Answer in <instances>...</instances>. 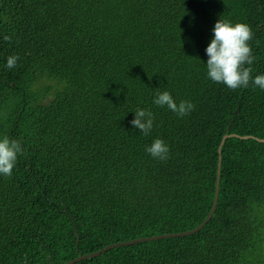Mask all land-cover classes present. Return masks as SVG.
<instances>
[{
	"label": "trees",
	"instance_id": "trees-1",
	"mask_svg": "<svg viewBox=\"0 0 264 264\" xmlns=\"http://www.w3.org/2000/svg\"><path fill=\"white\" fill-rule=\"evenodd\" d=\"M226 135L200 231L77 264H264V0H0V264L198 228Z\"/></svg>",
	"mask_w": 264,
	"mask_h": 264
},
{
	"label": "water",
	"instance_id": "water-1",
	"mask_svg": "<svg viewBox=\"0 0 264 264\" xmlns=\"http://www.w3.org/2000/svg\"><path fill=\"white\" fill-rule=\"evenodd\" d=\"M229 137H237V135H226L221 143V146L219 148V164H218V176H217V182H216V192H215V199H214V204L212 207V210L209 214V216L206 218V220L196 229L192 230V231H187L184 233H177V234H164V235H158V236H154V237H148V238H141V239H136L133 241H129V242H123V243H116L113 245H109L107 247H105L103 250L98 251L96 253H92L89 255H85V256H80L77 259H74L72 261L67 262L66 264H77L83 260L86 259H91V258H96L98 256H101L102 254L106 253L107 251L111 250L112 248H116V247H122V246H131L137 243H143V242H151V241H157V240H161V239H165V238H176V237H184V236H189L191 234H195L198 231H200L209 221L210 219L213 217L216 208H217V204H218V199H219V184H220V179H221V166H222V156H221V151H222V147L225 143V141L229 138ZM249 137H244L242 139H248ZM259 140V139H257ZM260 142L264 143V139L263 140H259Z\"/></svg>",
	"mask_w": 264,
	"mask_h": 264
}]
</instances>
